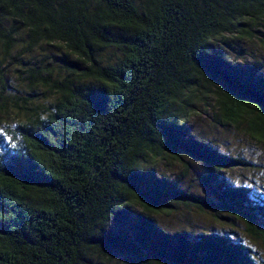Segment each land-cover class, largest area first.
Segmentation results:
<instances>
[{
  "label": "trees",
  "instance_id": "1",
  "mask_svg": "<svg viewBox=\"0 0 264 264\" xmlns=\"http://www.w3.org/2000/svg\"><path fill=\"white\" fill-rule=\"evenodd\" d=\"M231 38L264 48V0H0V112L26 113L19 143L1 146L0 264H255L229 235L154 219L209 210L264 244V207L220 173L245 162L187 125L203 107L264 143V76L225 60L238 54ZM51 45L64 75L33 65L27 97L8 91L4 63ZM38 89L52 96L44 106ZM185 158L207 165L208 200L156 172L165 160L185 171Z\"/></svg>",
  "mask_w": 264,
  "mask_h": 264
},
{
  "label": "rangeland",
  "instance_id": "2",
  "mask_svg": "<svg viewBox=\"0 0 264 264\" xmlns=\"http://www.w3.org/2000/svg\"><path fill=\"white\" fill-rule=\"evenodd\" d=\"M232 49L238 54L224 49L225 60L236 68H244L256 63L259 66V74L264 76V48L255 39H242L237 41L230 39ZM65 56L64 50L57 45L42 46L31 54L15 56L14 60L4 63L2 81H6L7 87L18 98L27 97L28 91L24 86L23 69L35 66H47L53 68V80L62 77L63 67L61 59ZM7 91V90H6ZM32 96L35 103L45 105L52 96L42 89ZM24 111H13L10 114L0 112V153L2 141L19 143V136L15 132V126L25 121ZM211 111L200 108L198 113L192 116L187 123L190 135L207 141L208 144L219 152L237 157L245 162L242 166L224 168L222 176L233 186H241L247 189L253 204L264 207V143L257 142L247 135L243 128L233 126L220 127L210 120ZM186 170L179 163L163 161L156 166V172L166 177L180 175L181 187L191 191L196 196L208 200L211 198L209 188L199 181V176L207 169V165L193 159H184ZM261 214L256 215V222L264 227V209H258ZM155 221L166 231L183 230L189 236L199 232H217L231 236L246 244L251 250L255 264H264V244L259 240L250 238L243 230L240 220L232 217L217 222L209 215V210L199 211L195 208L179 207L168 215H155Z\"/></svg>",
  "mask_w": 264,
  "mask_h": 264
}]
</instances>
